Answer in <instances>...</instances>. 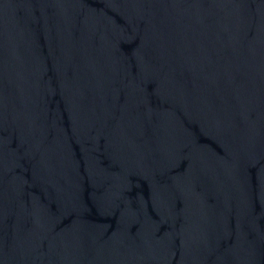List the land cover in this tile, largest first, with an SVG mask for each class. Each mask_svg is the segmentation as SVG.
Returning a JSON list of instances; mask_svg holds the SVG:
<instances>
[{
  "label": "water",
  "instance_id": "obj_1",
  "mask_svg": "<svg viewBox=\"0 0 264 264\" xmlns=\"http://www.w3.org/2000/svg\"><path fill=\"white\" fill-rule=\"evenodd\" d=\"M0 264H264V0H0Z\"/></svg>",
  "mask_w": 264,
  "mask_h": 264
}]
</instances>
